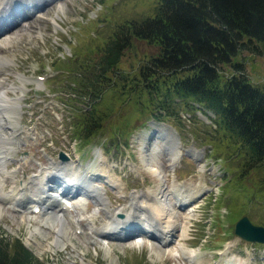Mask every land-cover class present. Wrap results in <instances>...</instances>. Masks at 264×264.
Returning <instances> with one entry per match:
<instances>
[{"label":"rangeland","instance_id":"rangeland-1","mask_svg":"<svg viewBox=\"0 0 264 264\" xmlns=\"http://www.w3.org/2000/svg\"><path fill=\"white\" fill-rule=\"evenodd\" d=\"M157 2L42 0L34 3L30 16H18L4 31L0 30V54L11 61L0 63V90L6 91L8 105H14L8 114L9 124L0 133L4 138L10 133L15 135L6 145L8 154L0 170L15 183L5 184L0 194L11 198L12 190L17 191L29 178L32 193L38 194L42 186L40 169L56 161L66 163L75 175L92 174V181L112 208L127 211L132 209L129 198L133 195L141 191L155 195L169 188L173 180L203 185L187 206L193 208V215L181 218L186 235L185 229L183 238L176 232L169 250L158 249V242L146 236L140 244L133 234L116 238L74 231L70 220L84 225L85 217L93 219L90 222L99 232L109 225L108 217L93 199L84 201L87 210L83 213L69 208L65 246L50 245L56 236L51 229L48 233L44 224L42 216L47 214L30 210L26 214V209L0 200V238L11 244L15 239L22 240L45 264H189L191 250L197 251L198 264H264V244L242 242L233 233L242 215L264 226V166L246 165L238 144L219 138L222 132L216 129L208 110L195 105L183 108L175 117L152 120L137 105L135 96L128 99V89L138 81V67L158 53L155 45L131 38L116 66L118 74L109 77L104 85L107 90L95 105L97 119L88 128L97 129L83 137L85 121L78 116L83 103L77 97L71 99L79 70L76 67L85 61H97L100 49L119 24L153 15ZM234 60L243 63L250 82L264 89V52L241 51ZM221 71L223 75L232 73L226 65ZM18 74L25 78L15 77ZM7 86L20 88L13 91ZM154 132L156 136L151 137ZM164 132L172 134L182 154L169 168L162 140L157 137ZM60 152L66 160L60 158ZM110 175L121 183V191L107 178ZM117 212L120 210L114 214ZM56 217L63 218L57 215L51 219L57 221ZM106 245L111 255L106 254ZM180 249L183 256L178 253Z\"/></svg>","mask_w":264,"mask_h":264},{"label":"trees","instance_id":"trees-1","mask_svg":"<svg viewBox=\"0 0 264 264\" xmlns=\"http://www.w3.org/2000/svg\"><path fill=\"white\" fill-rule=\"evenodd\" d=\"M131 38L155 45L158 53L138 67L128 99L135 96L137 105L157 120L195 105L208 110L222 132L219 138L238 144L246 165L264 166V89L250 82L243 63L234 60L241 51L264 52V0H158L153 15L119 24L98 60L76 67L71 94L91 109L83 137L97 129L88 128L97 119L95 105L109 77L118 74L116 66ZM223 65L232 69L230 75L222 74ZM0 264L45 263L22 240L11 244L0 238Z\"/></svg>","mask_w":264,"mask_h":264},{"label":"bare ground","instance_id":"bare-ground-1","mask_svg":"<svg viewBox=\"0 0 264 264\" xmlns=\"http://www.w3.org/2000/svg\"><path fill=\"white\" fill-rule=\"evenodd\" d=\"M33 1L34 0H0V30H3L1 28H4L7 24L11 23L12 19H16L17 16L25 13L29 15L30 12H27L30 11L34 6ZM10 15H12V17H10ZM6 17L7 20H5ZM4 61L5 63L6 61H10L9 57L0 54V63ZM15 77L25 78L24 75L21 74H18ZM7 88L15 91L16 88L20 87L7 86ZM3 90H0V129L3 128V126L9 124L8 114L14 109V105H8L7 100L5 99L6 95H4L6 94V91ZM11 132H14L13 129H11ZM155 132L151 135V137L156 136ZM160 135L161 134H159L157 137L162 140V151L167 156L166 166L168 168L173 167L174 164L178 162V157L181 154L180 150L177 149L178 145L172 138V134L163 133L161 136ZM14 136L15 135L10 133L8 137L4 138L0 133V170H2L4 161L6 160V156L8 154L6 145L9 143V141L14 139ZM195 154L199 155L200 153L195 151ZM150 155L154 157L153 149H150ZM40 170L42 186L38 191V194L32 193V190L29 187V178L24 180L19 185L17 191L12 190L11 198L6 194H0V200L4 201L5 203L10 202L16 207L26 209V214L30 212L29 210L33 211L32 209L35 205L42 207L40 208V212H42L43 215L47 214V216H42V218L44 220V224L47 226L46 228H48V233L49 229H51L52 234L56 236L52 242H49L50 245L54 246H65L68 239V236L64 233V231H66L65 221L69 216V208L71 207L74 211L76 210L78 214L87 210V206L83 205L81 200L76 199V196H74L78 194L81 196L87 195L93 199L95 205L99 207L103 213H105L106 217H108L109 225H105L99 232L96 228H93L94 226L90 222L93 219L91 217H85L84 225L79 224V222L76 223V220H70V225L74 227V231L77 230L83 235L87 233L90 234L92 232L94 236L117 235V237L120 238V232L126 229V225L131 232L133 230L132 226H134L135 223H140L145 229L141 235H145L153 241L158 242V249L169 250L170 248L168 246L172 242V237L176 232H178V237L183 238L186 235L187 227L181 223V218H191L189 216L192 214L191 212L193 208H188L187 206L190 205L189 202H192V200L203 188V185L199 184L196 186L191 181L175 183V180H173L169 185V188L165 187L164 189H160L155 195L146 191H141V193L133 195L131 198H129L132 209L127 211L126 209L112 208V203L104 197V194L101 192L100 188L97 187L91 180L93 177L92 174L75 175V173L72 172V169L66 165V163L59 161L50 162L48 167H43ZM152 171H155L154 173H156L157 176L160 174L162 178L161 173L158 171L156 172V169ZM1 174L0 191L4 188L5 184L13 185L15 183L13 178ZM107 178L115 182L113 183L115 188L118 189V191H121V183H118L115 177L110 175L107 176ZM1 183H4L3 186H1ZM53 183H57V186L53 187L51 185ZM63 183L70 184V186H66ZM162 185H164V183ZM30 203L31 206H28ZM56 206L59 207L58 211L55 210ZM116 210H120V213L118 212V214H121V219L115 217L114 213ZM57 215L63 217L64 219L66 217V219L64 220L62 218L64 221L59 217H56L55 220L57 221L51 219L52 216ZM183 229H185V234L184 236H181L184 232ZM137 241H139L141 244V242H143L142 237H138ZM106 246V254L111 255L110 248ZM178 253L182 256L184 254L183 250L181 249L178 251ZM196 254L197 251L191 250L188 252L187 258L189 260V264H198V262L195 261ZM112 260L113 258H111V262H113Z\"/></svg>","mask_w":264,"mask_h":264},{"label":"water","instance_id":"water-1","mask_svg":"<svg viewBox=\"0 0 264 264\" xmlns=\"http://www.w3.org/2000/svg\"><path fill=\"white\" fill-rule=\"evenodd\" d=\"M61 158L66 159L64 155ZM234 234L242 241L264 243V227L254 225L247 216H242L235 224Z\"/></svg>","mask_w":264,"mask_h":264}]
</instances>
